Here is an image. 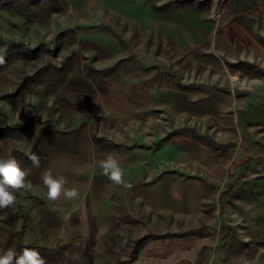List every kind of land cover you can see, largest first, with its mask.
Here are the masks:
<instances>
[{"label":"rangeland","instance_id":"1","mask_svg":"<svg viewBox=\"0 0 264 264\" xmlns=\"http://www.w3.org/2000/svg\"><path fill=\"white\" fill-rule=\"evenodd\" d=\"M11 1L0 4V52L12 40L17 57L0 71V127L33 125L5 141L0 159L13 147L29 151L44 125L72 137L17 194L22 240L67 244L58 264H85V250L94 264H264V0ZM111 66L107 76L94 72ZM176 96L183 117L161 104ZM177 124L235 145L208 152L189 136L169 145L161 136ZM108 155L125 179L135 174L134 194L102 174L97 161ZM46 171L79 196L48 200ZM163 171L183 177L186 212H157L150 189ZM196 226L134 243L148 231Z\"/></svg>","mask_w":264,"mask_h":264},{"label":"trees","instance_id":"2","mask_svg":"<svg viewBox=\"0 0 264 264\" xmlns=\"http://www.w3.org/2000/svg\"><path fill=\"white\" fill-rule=\"evenodd\" d=\"M11 0H0V4H11ZM14 41H5V47L0 52V56H4L6 59V64L0 65V71L6 68L13 59L17 57V52L15 47ZM115 66H111L105 69H95L99 77L107 76L114 70ZM29 77V76H28ZM27 77V78H28ZM33 78V77H32ZM79 81V80H78ZM82 81V80H81ZM26 83V80L24 84ZM87 83V82H86ZM23 84V85H24ZM101 88L103 91L106 90V86L101 82ZM22 87V85H20ZM33 122L31 120H27L24 123L15 122L3 127H0V149L3 148L5 141L9 138H22L26 135L27 132L32 130ZM177 130H191L195 133L198 137L205 138L207 141L210 142L215 147H224L228 144H221L216 142L213 138H210L206 135H200L194 128L184 127L175 129L169 132L172 134ZM69 132L61 129H55L51 126H42L38 129L36 137L33 141V145L29 151H24L17 147H13L10 150L9 157L7 159H16L17 162L20 164L21 168L25 169L28 172V176L31 172L36 168L32 161L28 158L33 153L37 154L40 158V164L42 163L46 154L50 151V149L56 146H68L72 141V137H69ZM97 141L100 142V137H96ZM105 143V142H104ZM103 143V144H104ZM108 148H119V145L116 143H110L105 145ZM27 176V177H28ZM6 217L5 222L6 225H0V229L3 230L2 238L0 240V255H3L9 248L15 250L17 253L21 252L24 247H30L37 249L41 256L45 259L46 264H58L64 263L67 259V244H63L60 246H47V245H40V244H33L27 243L22 240V235L19 230L15 228L14 225V213L11 209L5 210ZM199 229H191L185 232H182L178 235L184 234H192L196 233ZM170 233L165 234L168 236ZM139 244V241L136 242ZM138 246V245H137ZM135 246L134 253L137 251L138 247ZM86 255V263L85 264H94L93 257L89 250H85ZM135 255V254H134ZM133 255V257H134Z\"/></svg>","mask_w":264,"mask_h":264},{"label":"clouds","instance_id":"3","mask_svg":"<svg viewBox=\"0 0 264 264\" xmlns=\"http://www.w3.org/2000/svg\"><path fill=\"white\" fill-rule=\"evenodd\" d=\"M6 64L4 56H0V65ZM35 167H39L40 158L33 153L28 157ZM102 174L112 183L125 189H131L133 185L125 179V170L117 156L108 155L97 161ZM28 172L21 168L16 159H0V211L15 209L19 205L18 193L30 187V181L26 178ZM43 185L47 189V199L58 201L61 196L68 200H75L79 196V190L75 187L67 188L63 177H54L50 171L41 176ZM0 264H46L41 253L30 247H24L21 252L9 248L0 255Z\"/></svg>","mask_w":264,"mask_h":264},{"label":"crops","instance_id":"4","mask_svg":"<svg viewBox=\"0 0 264 264\" xmlns=\"http://www.w3.org/2000/svg\"><path fill=\"white\" fill-rule=\"evenodd\" d=\"M152 94L149 95L148 99H152ZM177 97V96H176ZM166 104H164L163 102L161 103L164 106H169L170 109L173 107L175 110H173L176 115L179 113V115L181 117H183L184 114V109H183V105L185 103V99H183L182 97H177V99H175V103H167V101L165 100ZM172 110V109H171ZM183 120V119H182ZM184 127H190V128H194L200 135H206L210 138H213L216 142L221 143V144H228L227 146L224 147H215L212 144H210L209 141H207L205 138H201L198 137L195 133H193V131L191 130H177L176 132L169 134L170 131L175 130V129H179V128H184ZM240 131V130H239ZM246 129L244 127H242L240 132H244L245 133ZM192 137L194 140H197L196 142H198V146H200V144H203L204 147L207 148V151L210 152L209 150H223L226 151L229 148H231L233 145H235V140L233 139H227L221 136H214L212 134L208 133H204V132H200L195 126L192 125H175L172 128H169L165 133H163V135L161 136V139H163L164 141H166L167 144L169 145H173V142H177L178 141H182L184 137ZM240 145L242 147L246 148V137L244 136V138L241 140ZM214 159V158H213ZM164 172V173H163ZM162 173L159 174V177L157 176V178L154 179L153 177V181L156 180L153 184H152V188L151 190V195L154 198L155 202H157L156 207L159 209L160 213H163V210L165 209H169L171 212L175 213L176 215L180 212H186V210L184 209V203H183V199H184V195H183V191H182V186H183V177L180 174L177 173H173V172H165L163 171ZM235 172L234 168H230L229 169V173L232 175ZM128 177L126 178L128 182H130L132 185L134 184V179H135V174L132 175H127ZM230 183V182H229ZM228 183V184H229ZM227 184V186H228ZM234 185V184H233ZM226 186V187H227ZM226 189V188H225ZM225 189L223 192H225ZM134 191L128 189V193H133ZM191 194L190 195H197L199 196V191L198 188L194 189L193 191H190ZM105 194V193H102ZM168 203L169 208L166 206V204ZM163 208V209H162ZM201 227H192L190 229L184 230V231H166V232H152V231H148L143 233L142 235H140L139 237H137L135 239L136 243L137 241H139V243L145 242L146 240H148V238H163V237H168V236H180L178 234L191 230V229H199ZM170 233L168 236H165V234ZM141 247H139L137 249V251L134 253V257L133 255L127 259L130 262L134 261L137 256L138 253L140 251ZM126 260V259H125ZM127 261V262H129Z\"/></svg>","mask_w":264,"mask_h":264}]
</instances>
